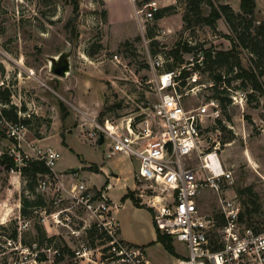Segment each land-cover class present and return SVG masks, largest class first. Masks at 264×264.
Returning a JSON list of instances; mask_svg holds the SVG:
<instances>
[{"label":"rangeland","instance_id":"rangeland-1","mask_svg":"<svg viewBox=\"0 0 264 264\" xmlns=\"http://www.w3.org/2000/svg\"><path fill=\"white\" fill-rule=\"evenodd\" d=\"M258 1L264 11V0ZM162 2L173 3L153 25L147 23L141 29L130 0H0V82H3L0 92L8 89L10 93L9 103H0V110L12 104L19 116L29 114L26 139L38 142L44 138L38 143L59 152L54 165L56 173H77L76 179L105 189L106 196L117 206L122 241L140 248L154 264H176L177 258L187 254L185 244L171 239L175 258L156 241L152 210L138 198L134 203L127 196L131 191L127 188L137 182L134 175L137 161L118 153L105 158L106 144L99 143L100 131L90 126L93 121L101 123L106 118L113 122L128 116L137 119L142 112L150 111L156 100L150 87L154 72L149 63L154 55L153 45L161 55L163 67L172 65V68L178 63L168 51L177 43L203 48L230 46L224 36L234 33H230L223 16L216 20L214 28L202 22L185 26L182 15L187 0ZM201 7L204 14L209 11L204 2ZM238 11L239 8L235 12ZM161 28H169L171 33L162 34ZM64 50L70 51L71 71L65 77H58L49 70V57ZM113 54H117L118 61L112 60ZM250 56L245 49L240 52L244 66H249ZM192 57V52L183 53L182 63L190 62ZM261 80L264 85V76ZM200 81L206 85L198 96L189 99L193 105L203 96L213 94L206 73L201 74ZM238 85L239 81H231L225 91L230 101L221 107L224 121L220 137L224 144L218 155L223 167L233 176L232 185L224 189L240 201L236 190L251 185L260 204L255 219L264 225V91L255 92ZM248 93L253 97H247ZM5 120L9 121L0 117V160L4 156L13 159L8 153L11 141L3 135L8 127ZM90 131L94 132L92 138L88 137ZM6 164L0 162V264L19 259L5 238L11 236L17 225L22 196L30 200L40 196L50 211L68 203L62 200L57 204L56 193L41 195L36 190L37 184L30 191L27 178L18 171L7 170ZM96 165L98 170L93 169ZM118 168L123 171L116 178L111 171ZM132 192L135 196V191ZM199 203L203 213L217 212V194L212 190H205ZM24 216L31 220L24 231L26 238L36 234L35 226L39 224L57 247L66 245L69 251H65L61 264H74L71 249L82 247L89 250L90 258L83 264H123L104 259L107 255L104 240L90 236L87 231L72 235L66 227L55 225L38 212H30V208Z\"/></svg>","mask_w":264,"mask_h":264},{"label":"built area","instance_id":"built-area-1","mask_svg":"<svg viewBox=\"0 0 264 264\" xmlns=\"http://www.w3.org/2000/svg\"><path fill=\"white\" fill-rule=\"evenodd\" d=\"M130 2L141 29L147 23L153 25L155 14L173 3ZM160 32L168 34L171 30L161 28ZM112 60L118 61L117 54H113ZM149 63L154 69L150 87L156 94L150 111L142 112L137 119L128 116L113 122L106 118L101 123L90 124L100 131L99 136L102 135L106 144L104 157L108 159L118 153L137 161L134 175L139 184L135 182L133 188L136 198L152 210L154 225L162 234L187 247V254L177 258L176 264H264V228L255 231L241 224L240 201L224 189L232 185L233 176L223 167L218 155L224 144L220 137L224 121L220 102L208 95L196 105L189 102L206 85L200 81L201 53L195 61L190 58V62L169 70L163 67L159 53L150 57ZM194 63L198 66L196 69ZM2 84L1 81L0 87ZM211 85L209 82L208 86ZM219 87L229 89L223 82ZM5 123L8 125L5 136L12 144L8 153L15 162L20 160L17 166L23 164L24 159H37L49 168V172L37 175L36 190L43 196L56 193L57 204L62 200L68 202L51 211L45 205L31 206L30 212L50 218L75 236L80 231L100 233L99 238L107 247L106 260L153 264L140 248L120 239L117 206L106 196L104 188L76 179L77 173H56L54 165L59 152L54 147L41 145L36 139L27 140V126L20 122L5 120ZM88 137H94V132L90 131ZM30 155L33 157L29 158ZM207 189L217 194L215 214H205L200 207L199 200ZM21 215L17 216L15 238H5L19 258L10 264H61L65 252L52 238L42 245L22 243V234L31 220ZM88 252L84 247L71 249L73 263L90 261Z\"/></svg>","mask_w":264,"mask_h":264},{"label":"trees","instance_id":"trees-1","mask_svg":"<svg viewBox=\"0 0 264 264\" xmlns=\"http://www.w3.org/2000/svg\"><path fill=\"white\" fill-rule=\"evenodd\" d=\"M206 3L209 7V11L204 14L202 12V3ZM171 8L170 6L164 7L155 14V20L160 19L163 14ZM259 11L256 9L255 0H240L239 11L235 12L228 3L219 2L218 0H187L186 9L182 15V20L185 26H189L191 23L202 22L209 25L211 28L215 27L216 20L223 16L230 33L226 37L230 46L228 48H217L215 46H209L206 48L200 45H189L187 42L182 44H175L169 49L171 58L175 63H182L184 61L183 53H193L192 60L195 61L198 54L201 53L203 66L199 67L201 74L206 73L213 87L214 98H217L221 107H225L230 99L226 96L225 88L219 87L221 83L230 85L232 80L239 81V87H248L255 92H263L264 85L261 77L264 76V18L258 15ZM260 14V13H259ZM149 37H152L149 32ZM153 40V39H152ZM245 49L251 55L249 58V66H244L240 58V52ZM157 48L153 45L151 52L157 53ZM179 64V65H180ZM196 69L198 66L193 64ZM166 70L172 69V65L164 67ZM224 75V78L222 76ZM247 97H253L252 93H248ZM10 101V93L8 89H3L0 92V103L3 105L8 104ZM0 110V117H5L12 122H20L25 126L30 124V116H19L17 109L11 104L10 108L2 106ZM19 110V109H18ZM64 112V110L61 108ZM102 115V111L99 113ZM3 133V132H1ZM5 136V134L3 133ZM4 159V160H3ZM1 163H7L6 169L11 168L18 170L21 175L27 178L28 189L33 191L34 184L38 174H44L49 172V168L43 161L37 159H24L21 167L17 166L14 159L3 157L0 160ZM93 167V166H92ZM93 169H97L96 166ZM238 197L240 198L241 213L239 221L246 227H250L255 231H259L264 228V225H259L255 216L259 215L260 204L257 202L258 194L253 190L252 186H245L236 190ZM134 203H137V198L132 191L127 193ZM42 198L37 196L36 199L30 200L26 196L21 197L20 212L22 215L28 213V208L31 206H42ZM262 221V220H261ZM156 229V241H159L163 247L175 257L176 253L172 247V238L168 235L162 234ZM36 234L25 237L23 232L21 241L24 244H31V242H37L38 245H42L43 242L49 241L51 237H46L45 232L39 224L35 226ZM15 228L11 237L15 238ZM89 235L92 237H101V234L95 231H89ZM62 252L69 251L66 245L63 246Z\"/></svg>","mask_w":264,"mask_h":264},{"label":"water","instance_id":"water-1","mask_svg":"<svg viewBox=\"0 0 264 264\" xmlns=\"http://www.w3.org/2000/svg\"><path fill=\"white\" fill-rule=\"evenodd\" d=\"M49 70L58 77H65L71 71L70 51L64 50L57 55L49 57ZM103 142L102 135L99 136V143Z\"/></svg>","mask_w":264,"mask_h":264},{"label":"crops","instance_id":"crops-1","mask_svg":"<svg viewBox=\"0 0 264 264\" xmlns=\"http://www.w3.org/2000/svg\"><path fill=\"white\" fill-rule=\"evenodd\" d=\"M226 2H224V3H228L231 7H232V9L234 10V11H237V9L239 8V1L240 0H225ZM255 2H256V9L259 11V13L261 14V16L264 18V11L261 9V6H260V4H259V1L258 0H255ZM228 44H230V43H228ZM44 140V138H42V140L41 139H38V142H40V141H43ZM41 145H43V144H41ZM124 155V154H123ZM126 156V155H125ZM126 157H128V156H126ZM128 158H130V157H128ZM96 167H97V165H96ZM101 167H99V169H100ZM80 170H82V169H80ZM97 170H98V167H97ZM118 171H111L112 172V174H114V176L117 178L118 177V174L120 173V171L122 172L123 171V169L122 168H118L117 169ZM115 172H117V173H115ZM135 174V173H134ZM109 186V185H108ZM107 186V187H108ZM135 187V184H134V186H132L131 188H127V190H133V188ZM104 192H105V189H104ZM113 201V200H112ZM2 203H4V202H2ZM113 203H115V202H113ZM116 204V203H115ZM116 212H117V209H116ZM118 220V219H117ZM118 234H119V236H120V238L121 239H123L122 238V236H123V234H122V230H121V228H120V224H119V221H118ZM145 255V254H144ZM146 256V255H145ZM176 258V257H175ZM154 264V263H153Z\"/></svg>","mask_w":264,"mask_h":264}]
</instances>
